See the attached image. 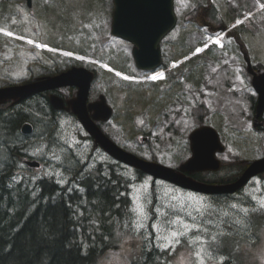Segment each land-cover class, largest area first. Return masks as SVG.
<instances>
[{
    "label": "rangeland",
    "instance_id": "1",
    "mask_svg": "<svg viewBox=\"0 0 264 264\" xmlns=\"http://www.w3.org/2000/svg\"><path fill=\"white\" fill-rule=\"evenodd\" d=\"M47 2L52 7L41 14ZM38 5L35 18L23 12L17 25L20 34L1 32L0 86L22 84L40 76L43 65L51 69L52 61H46L43 49L59 53L68 67L79 66L70 57L80 66L95 71L102 63L112 76L104 78L102 73H95L87 100H95L99 92L105 93L114 115L102 128L127 151L177 167L190 155L189 133L207 124L220 135L225 148L217 157L228 167L215 175L206 173L205 177L230 176L241 170L237 164H242V160L264 155V131L252 127L248 99L255 92L244 67L247 51L251 64L264 69V0H174L176 24L160 42L166 65L162 63L153 71L137 68L132 44L111 34L112 0H39ZM59 13L66 17L61 23L54 16ZM53 20L56 26L50 25ZM237 23L240 24L230 31H222L224 24L229 29ZM213 37H218L220 43H211L210 55L184 67L178 64L186 58L171 59L178 44L196 45L191 55H197L205 51L202 45ZM46 41L75 48L83 54L55 49ZM111 63L121 66L122 71ZM154 71H163L162 78L153 80L150 74ZM168 71L178 74L177 84H166ZM125 82L131 84L127 86ZM128 89L143 91L145 98L152 91L155 103L135 105L133 115L127 119ZM75 91L71 87L65 95L71 96ZM36 101L41 103L42 97L28 98L13 108L26 110L40 124L45 120L34 111ZM45 119L48 124L37 128L31 121L23 122L35 129L19 136L26 154L11 163L15 169H10L16 172L13 183L23 179L29 188L36 187L35 181L39 179L65 183L77 173L91 171L99 162L103 166L113 165L131 181L129 207L123 217L108 220L112 247L97 264H199L200 259L203 264H264V177H253L233 194L212 196L193 192L112 159L94 147L71 114L57 113ZM144 136L146 139H142ZM26 156L39 160L40 167L28 169L20 159ZM3 160L5 156L0 163ZM3 167L0 165L1 170ZM82 203L88 205L85 200ZM183 222H188L190 228L194 222L199 231H187ZM173 230L184 235L179 237V243L173 238L172 244L165 247L168 245L165 238ZM151 249L158 253L153 261L144 263V254Z\"/></svg>",
    "mask_w": 264,
    "mask_h": 264
},
{
    "label": "trees",
    "instance_id": "2",
    "mask_svg": "<svg viewBox=\"0 0 264 264\" xmlns=\"http://www.w3.org/2000/svg\"><path fill=\"white\" fill-rule=\"evenodd\" d=\"M51 7L52 5L43 7L41 14L50 11ZM54 16L58 17L60 23L66 20L62 13ZM47 17L49 16L47 15L45 19ZM55 22L56 20L51 21L50 25L56 26L53 24ZM59 25L63 28L61 24ZM46 43L55 49L73 50L83 54L82 51L75 48H64V45L55 41H46ZM181 45L178 44L171 59H183L196 47V45L187 47L186 44L180 47ZM212 48L209 46L202 54L186 58L181 65L201 59L207 54L210 55ZM41 51L47 57L46 61H52L53 65L50 67L51 69L43 65L41 67L43 71L39 73L40 76L45 73L52 75L68 68L69 65L65 61L62 62L59 53L46 49ZM70 60L80 65L71 57ZM110 65L120 71L123 69L114 63ZM165 65L163 63V66ZM45 70L46 72H44ZM99 70L93 71L102 73L101 76L104 78L112 76L101 66ZM177 71L180 72L179 69ZM167 73V85L168 82H174V84L179 82L178 74L170 71ZM125 84L129 86L131 83L125 82ZM140 87L143 86L137 85V88ZM70 89L71 87L63 88L62 94H69ZM127 91L126 104L127 109L130 110L129 114H126L127 119L130 114L133 115L135 105L155 103L156 95L152 91L151 94H146L148 96L146 98L144 92L139 89L134 91L128 89ZM36 96L42 97L41 103L36 101L38 106L34 110L40 119L46 121L47 115L52 118V115L57 114L58 111L52 108L45 92L31 97L34 99ZM139 97L142 98L139 99ZM135 98L137 99L135 100ZM13 107L14 105L11 106L8 103L0 104V159L5 156L3 163H0V165H4L2 170L0 169V264H97L106 250L112 247L109 239L111 231L108 220L113 217H123L129 207L128 192L131 181L125 178L122 173H118L113 165L103 166L99 162L91 171L73 175L67 181L69 184L65 185H60L61 182L58 183L52 179H39L35 181L36 187L34 188L36 190L29 188V183H24L23 179L13 183L16 172L10 169V167L15 169L11 163L16 161V157L26 154L22 149V144H19V136L24 135L20 131L22 123L31 121L36 128L48 124L45 121H40L38 124L31 119L26 110ZM150 111L152 112L151 109ZM34 129L33 127L32 132ZM18 133L20 134L18 135ZM3 146L6 148L5 154ZM237 165L241 167V170L244 167V164L241 163ZM222 166L223 168L228 167L224 163ZM241 170L239 169L238 172L232 173L230 176L217 179L205 177V174L201 172H196L192 176L208 183H221L234 180ZM210 174L215 175L214 173ZM83 200L87 202V206L82 203ZM155 252L152 249L147 251L144 254L143 262L153 261L154 256L158 253Z\"/></svg>",
    "mask_w": 264,
    "mask_h": 264
},
{
    "label": "water",
    "instance_id": "3",
    "mask_svg": "<svg viewBox=\"0 0 264 264\" xmlns=\"http://www.w3.org/2000/svg\"><path fill=\"white\" fill-rule=\"evenodd\" d=\"M112 3L111 34L132 44V54L137 68L152 70L158 67L161 63L159 43L171 31L177 20L174 0H112ZM244 59L248 62L252 84L258 94L254 116V119H257L264 109V71L259 73L253 71L246 53ZM92 79L91 70L73 66L53 76H42L34 81L0 87V103L11 100L13 105L43 91L61 86H75L77 88L75 96L66 101L56 94H50L49 100L52 107L71 110L94 142L116 160L148 173L153 178L166 180L194 192L234 193L241 189L250 178L264 172V156H262L248 160L241 174L227 183L212 184L193 178L191 174L194 172L216 171L221 165L216 153L223 151L224 145L216 129L210 125L197 127L190 132L191 155L177 169L156 161L146 160L124 150L103 133L94 121L108 119L111 115V108L107 105L103 95H100L98 100L87 103ZM31 130L29 123L23 124L22 132L29 133ZM27 164L33 167L39 165L37 161H27Z\"/></svg>",
    "mask_w": 264,
    "mask_h": 264
},
{
    "label": "flooded vegetation",
    "instance_id": "4",
    "mask_svg": "<svg viewBox=\"0 0 264 264\" xmlns=\"http://www.w3.org/2000/svg\"><path fill=\"white\" fill-rule=\"evenodd\" d=\"M38 2H39V0H29V1L28 0H0V35H1V32L5 33L6 30H10L14 33L20 34L21 32H20L19 27L17 25L19 24L18 22L23 19V12H25L26 14L31 15L33 18H35L39 12ZM46 5L48 7L50 4L47 2L46 4H44L43 7H45ZM0 37H2V35ZM244 62H245L244 67H245L248 75L250 76L251 86L255 92L253 94V96L250 95L251 98L248 99V105L250 106V111H251V115H252V127H253V129H258V130L264 131V123H263L264 122V109L262 110L261 114L257 117V119H254L258 95L255 91L253 84H252V74H251V72H249L248 62L247 61H244ZM250 63H251V61H250ZM251 68L253 71H255L257 73L264 71L263 68L255 67L252 64H251ZM1 86H4V85H1ZM62 89L63 88H60V89L58 88V89H56L55 92H57L58 94L62 93ZM177 91L179 93H181L180 90H177ZM100 94H101V92L98 93L97 97ZM70 97L71 96L67 97V99ZM92 100H94V99H92ZM57 111H58V113H60V112L71 113L70 111H65V110H57ZM255 121H256V124H255ZM99 122H100L101 126H102V124H104V121H99ZM245 167H246V165H245ZM201 173L210 174V172H207V171H203ZM255 177H264V173L258 174ZM59 183H60V181H59ZM60 184L65 185V184H69V183L65 182V183H60ZM215 195L216 194H212V196H215ZM220 195H224V194H219V196Z\"/></svg>",
    "mask_w": 264,
    "mask_h": 264
},
{
    "label": "snow or ice",
    "instance_id": "5",
    "mask_svg": "<svg viewBox=\"0 0 264 264\" xmlns=\"http://www.w3.org/2000/svg\"><path fill=\"white\" fill-rule=\"evenodd\" d=\"M7 34H8V35H12V33H10V32L7 33ZM29 43H32V41H29ZM216 43H217V44L220 43L219 39L216 41ZM38 46H39V45H38ZM196 51L199 52V51H201V49H197ZM151 78H152L153 80H155V79H159V78H162V74L154 75V76H152ZM233 207H235V206H233ZM141 210H142V209H141ZM197 211H199V209H197ZM244 211L247 212L246 209H245ZM177 219H179V218H177ZM192 220L194 221L195 218L193 217ZM153 227H155V226H153ZM183 227H184L187 231H189V232L192 231L193 229H195L196 231H199V226L196 225L194 222L192 223L191 228L189 227L188 222H183ZM181 235H184V233H180V232H177V231H175V230L171 231L170 236L165 238V239L168 240V245H165V247L170 246V245L172 244L173 238H175V242H176V243H179V237H180ZM201 243H203V240H201ZM199 256H200V253L198 252V253H197V257L199 258ZM199 264H203V260H202V259L199 260Z\"/></svg>",
    "mask_w": 264,
    "mask_h": 264
},
{
    "label": "bare ground",
    "instance_id": "6",
    "mask_svg": "<svg viewBox=\"0 0 264 264\" xmlns=\"http://www.w3.org/2000/svg\"><path fill=\"white\" fill-rule=\"evenodd\" d=\"M218 40V37H214L213 39H212V42H216ZM204 48H205V46H203ZM157 74H161V71L160 72H156V71H154V72H152L151 74H150V77H152V76H154V75H157ZM162 76H163V72H162ZM160 79V78H159ZM156 80V79H155ZM153 251V250H152Z\"/></svg>",
    "mask_w": 264,
    "mask_h": 264
}]
</instances>
